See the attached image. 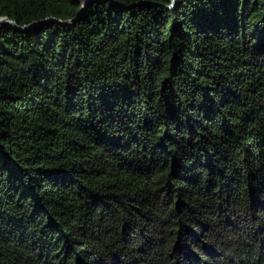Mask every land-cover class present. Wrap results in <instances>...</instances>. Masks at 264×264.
<instances>
[{
  "label": "trees",
  "instance_id": "1",
  "mask_svg": "<svg viewBox=\"0 0 264 264\" xmlns=\"http://www.w3.org/2000/svg\"><path fill=\"white\" fill-rule=\"evenodd\" d=\"M170 3L0 23V264H264V0Z\"/></svg>",
  "mask_w": 264,
  "mask_h": 264
},
{
  "label": "water",
  "instance_id": "2",
  "mask_svg": "<svg viewBox=\"0 0 264 264\" xmlns=\"http://www.w3.org/2000/svg\"><path fill=\"white\" fill-rule=\"evenodd\" d=\"M91 1H94V0H83V5H82L81 9L78 11V13L76 14V16L73 17V18H70V19H66V20L60 19V18H56V17H46V18H43V19H41L39 21H34V22L30 23V24L19 25V24L16 23L15 20L4 16V17H0V23L8 22V23L12 24L14 27H17L19 29H24V30H28V29H30V28H32V27H34V26H36V25H38V24H40L42 22L48 21V20H56L58 22L68 24V23L73 22L80 15L81 11L86 7V5L89 2H91ZM175 3H176V0H171V3L168 5V7H173L175 5Z\"/></svg>",
  "mask_w": 264,
  "mask_h": 264
}]
</instances>
